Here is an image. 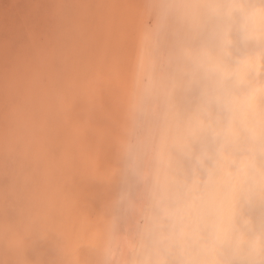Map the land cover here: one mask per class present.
Here are the masks:
<instances>
[{
	"label": "clouds",
	"instance_id": "9594fccd",
	"mask_svg": "<svg viewBox=\"0 0 264 264\" xmlns=\"http://www.w3.org/2000/svg\"><path fill=\"white\" fill-rule=\"evenodd\" d=\"M139 2L126 87L81 101L101 163L75 175L78 207L40 136L68 122L59 73L41 122L0 142V264H264V0Z\"/></svg>",
	"mask_w": 264,
	"mask_h": 264
},
{
	"label": "rangeland",
	"instance_id": "374dc122",
	"mask_svg": "<svg viewBox=\"0 0 264 264\" xmlns=\"http://www.w3.org/2000/svg\"><path fill=\"white\" fill-rule=\"evenodd\" d=\"M142 7L139 0H0V142L5 147L20 142L22 118L41 122L35 100L59 73L58 85L68 89V122L49 121L40 136L63 175L61 195L73 209L78 207L71 187L75 175L101 163L82 124L81 101L103 100L113 89L126 87ZM64 57L68 67L62 71ZM29 93L34 99L30 105L25 104ZM84 191L98 193L100 186L89 185ZM92 203L99 209L98 199ZM79 223L78 216L70 218V227ZM40 254L43 259L52 254L51 241H37L27 251L31 260Z\"/></svg>",
	"mask_w": 264,
	"mask_h": 264
}]
</instances>
